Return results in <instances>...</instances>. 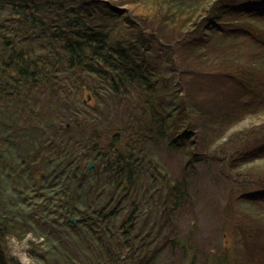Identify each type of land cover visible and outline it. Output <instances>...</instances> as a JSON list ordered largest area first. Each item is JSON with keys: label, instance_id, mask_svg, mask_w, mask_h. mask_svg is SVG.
Segmentation results:
<instances>
[{"label": "trees", "instance_id": "16d2710c", "mask_svg": "<svg viewBox=\"0 0 264 264\" xmlns=\"http://www.w3.org/2000/svg\"><path fill=\"white\" fill-rule=\"evenodd\" d=\"M263 5L0 0V264H232L180 219L201 169L264 182ZM235 201L249 238L264 190Z\"/></svg>", "mask_w": 264, "mask_h": 264}, {"label": "rangeland", "instance_id": "374dc122", "mask_svg": "<svg viewBox=\"0 0 264 264\" xmlns=\"http://www.w3.org/2000/svg\"><path fill=\"white\" fill-rule=\"evenodd\" d=\"M261 9L264 10V8ZM242 47L243 50L246 49L244 50L246 58L249 55L248 50L245 44ZM227 88L231 90V84L226 83V89L221 90L226 91ZM87 101L93 102L91 97ZM259 120L258 118L253 119L251 122L253 121L254 125H260ZM243 124L249 123L244 122ZM236 128L233 126L231 129ZM156 158L162 162L167 173L173 177L181 175L183 158L180 155H170L167 150H156ZM236 182L231 185L219 167L201 169L199 175L192 180L195 208L192 212L181 216L182 224L180 225L188 228V226L197 224H195L196 232L193 241L198 251L204 256L214 252L217 254L225 252L230 256L232 264H264V203L260 206L261 213L254 221V229L249 238L244 233L241 236L235 234L237 229L235 230V222L232 219L233 214L225 215L227 207L235 213L238 210L235 201L238 193L241 195L244 192L263 191L264 182L249 183L246 186L241 183V180ZM238 232L242 233V231ZM30 237H32L31 234L27 236V239ZM13 241L15 242L14 239ZM10 249L23 263L38 264L25 253V245L22 243L10 245ZM171 256L170 251V258Z\"/></svg>", "mask_w": 264, "mask_h": 264}, {"label": "water", "instance_id": "95a60500", "mask_svg": "<svg viewBox=\"0 0 264 264\" xmlns=\"http://www.w3.org/2000/svg\"><path fill=\"white\" fill-rule=\"evenodd\" d=\"M88 98H90V95H88ZM94 164H95L94 162H91V163H89L88 166L89 167H92ZM72 221H73V223H76L77 222V220L75 218H73Z\"/></svg>", "mask_w": 264, "mask_h": 264}]
</instances>
